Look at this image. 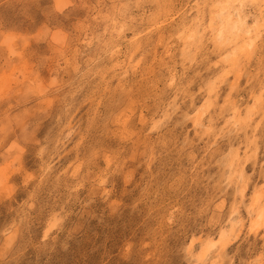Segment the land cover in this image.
I'll return each mask as SVG.
<instances>
[{
	"label": "rangeland",
	"instance_id": "rangeland-1",
	"mask_svg": "<svg viewBox=\"0 0 264 264\" xmlns=\"http://www.w3.org/2000/svg\"><path fill=\"white\" fill-rule=\"evenodd\" d=\"M240 1L225 43L227 0H0V264H264V0Z\"/></svg>",
	"mask_w": 264,
	"mask_h": 264
},
{
	"label": "bare ground",
	"instance_id": "bare-ground-1",
	"mask_svg": "<svg viewBox=\"0 0 264 264\" xmlns=\"http://www.w3.org/2000/svg\"><path fill=\"white\" fill-rule=\"evenodd\" d=\"M226 1V0H225ZM232 1H235V3L236 2H238L239 4H241L240 2H242V1H240V0H227V2H226V4L225 3H221L222 5H220V7L218 8L219 9V15H218V18H219V21H220V24H219V28H217L216 30H217V39L218 40H220L221 42H225L226 43V41L227 42H229L230 41V39H232V33L235 35L234 37H233V39L235 40H237L238 38H242L241 36L242 35H244V34H246V35H248V36H250V33H251V31L247 28H244L243 26H245L246 27V21L244 20V19H246V18H243V16L241 15L240 16V13L239 12H236L234 15H233V13H232V11L230 12L229 10H228V8H227V4H229V7H230V3L232 2ZM257 1V0H256ZM243 3H245L244 1H243ZM242 3V4H243ZM251 3V2H250ZM252 4V3H251ZM260 5H262V4H260ZM242 7V6H241ZM231 8V7H230ZM240 8V7H239ZM236 10V9H235ZM243 23H244V25H243ZM243 25V26H242ZM264 25V24H263ZM232 32V33H231ZM227 33H228V35H227ZM216 35V34H215ZM244 38V37H243ZM251 38V37H250ZM250 38H248V40L250 39ZM233 39H232V41H233ZM245 39V38H244ZM243 39V40H244ZM251 40V39H250ZM245 41V43L244 44H242L241 45V43H240V47H241V49H243L244 50V48L245 47H247V46H249L250 45V43L251 42H253L252 40L250 41V43L248 44L247 42H246V40H244ZM239 43V42H238ZM237 42H235V44H238ZM247 43V44H246ZM239 47V46H238ZM234 54V53H233ZM232 56V55H231ZM200 121V120H199ZM258 199H260V197H258ZM256 222H254V224L255 225H260L261 223H260V221L262 220L263 222H264V208L263 209H261L258 213H257V217H256ZM260 223V224H259ZM261 225H263V223L261 224ZM226 233H222L221 234V239H225L226 240ZM220 241V240H219ZM226 243V242H225ZM211 244V243H210ZM214 244V243H213ZM213 244H211V245H209V246H205V248L204 249H209V247H212V245ZM224 244V243H223ZM208 245V244H207ZM224 246H226L225 244H224Z\"/></svg>",
	"mask_w": 264,
	"mask_h": 264
}]
</instances>
